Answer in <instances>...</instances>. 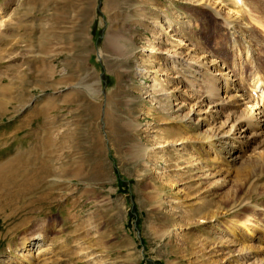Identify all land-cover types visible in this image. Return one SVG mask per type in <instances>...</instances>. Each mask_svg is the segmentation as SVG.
Returning a JSON list of instances; mask_svg holds the SVG:
<instances>
[{"label": "rangeland", "instance_id": "374dc122", "mask_svg": "<svg viewBox=\"0 0 264 264\" xmlns=\"http://www.w3.org/2000/svg\"><path fill=\"white\" fill-rule=\"evenodd\" d=\"M219 1L233 18L188 0H0V156L19 155L1 173L0 264H25L32 235L57 264L264 257L230 246L245 218L264 229L261 165L217 171L190 121L222 73L264 71V0Z\"/></svg>", "mask_w": 264, "mask_h": 264}, {"label": "bare ground", "instance_id": "6f19581e", "mask_svg": "<svg viewBox=\"0 0 264 264\" xmlns=\"http://www.w3.org/2000/svg\"><path fill=\"white\" fill-rule=\"evenodd\" d=\"M188 2H190L191 5L193 4V6H205L206 9H209L212 12H217L216 15H218V18L221 19V21L225 20L227 17L229 19L233 18L232 17L233 14L231 15V13H229L231 11L226 9L224 4H222L219 0H192V1L188 0ZM222 7L225 8L226 10H228L229 12L225 11V9H223ZM219 10L226 17H223V15L220 13ZM234 17H235V15H234ZM253 21L254 20H252V22ZM1 23H3L2 20L0 21V24ZM254 23H256V22H254ZM258 24H259V22H258ZM262 29L263 28H261V30ZM107 40H108V42L113 44L117 40V38H114V36H108ZM178 42L181 43V41H178ZM257 59H259V58H257ZM257 59H255V60H257ZM260 61L261 60H259L258 62H260ZM253 67L255 69L253 68L254 70L252 72H250L249 76L247 78H245L244 80H242L241 82H239V84H236L234 82V80H232L231 78H228V76H229L228 73H226V72L222 73L221 72L222 73L221 77L219 79H217V81L219 82V87L216 90L217 92H215V95H217L218 97L213 98L214 99L213 105L207 109L205 108V109H201L198 111H191L192 117H190V121H195L196 125H197V127H199V129L204 128V127L206 128V129L204 128L205 130L203 131L204 132L203 135H202V133H201V135H200V133L198 134V135H200L198 142L200 143L201 147L208 148L212 154L214 153V155H215L214 157L221 159L222 164H221V166L219 164L220 167H218L219 170L216 169L217 171H226L227 173L230 174L229 171H232V170L237 171L239 169H242V170L247 171V168L251 167L252 165H255V166L258 165V167H260L259 165H261V175L262 176L264 175V162H261V163L256 162V159L258 157L262 156L264 153L263 152L264 151V71H261L260 68L258 67V65H254ZM201 68L202 67L198 66L197 70L194 73H196V75H200L201 70H202ZM207 68L205 67V70ZM219 76H220V74H219ZM204 92H207V91L205 90ZM208 93L210 94V92H208ZM208 96H211V95H208ZM166 97H167V95H166ZM206 98H208V97H206ZM203 101H205V100H203ZM201 102H198V103H201ZM182 107H183V105L179 104V106H177V109L175 108L176 109L175 111L182 110ZM243 107H244V109H242ZM258 111H259V113H257ZM3 114H4V107L0 104V115H3ZM221 116L222 117L226 116V118H228L227 120L229 121V123H232V124L231 125L229 124L230 125L229 127L225 126V128L222 127V125L221 126H215L216 120ZM210 121H211V124H210ZM226 127L229 129H226ZM207 130H209V131H207ZM237 134H238V136H237ZM243 134H244V136H243ZM184 142L185 141H183V143ZM49 143H51V142L48 141L47 144L49 145ZM183 143L180 142V143H177V145L181 146V144L183 145ZM172 145L173 144H171V146ZM172 147H175V146L173 145ZM154 148H156V147L153 146L149 149L153 150ZM15 154L17 155V153H15ZM18 156L19 155L15 156V157H13V155H10V156L1 155L0 156V184L2 183L1 173L6 171L10 165H14L16 163L15 159ZM204 159H206V158H204ZM208 159H210V158H207V160ZM208 161L210 162V160H208ZM211 162L213 164L218 163V161L214 158H211ZM196 163L198 165H201L200 169H202L201 170V171H203L202 173L205 174L206 170L203 169L205 167V165L203 164L204 161L198 160V161H196ZM195 166H197V165H195ZM197 168H199V167H197ZM205 168H207V167H205ZM212 170H214V169L212 168ZM209 172H210V174L208 175L209 177H213L216 175L215 171L214 172L209 171ZM226 172H225V174H226ZM220 173H222V172H220ZM205 175L207 176V174H205ZM237 181H239V180H237ZM240 181L242 183V180H240ZM9 182L13 183L11 180ZM30 192H32V191L29 190L26 192V194L27 193L29 194ZM47 195H49V194H47ZM259 195H260V193H259ZM6 199L7 200L9 199L8 203L10 204V201L12 200V198H6ZM43 201H44V199H43ZM239 202H241V201H239ZM37 203H38V201H37ZM2 207H4V206H2ZM25 207H27V206H24L23 208H25ZM215 216H216V214H214L213 217H215ZM241 225H243L242 226L243 230H245L241 236L236 237V240H234V239L231 240V243H230V241H228L226 239L230 243V246L231 247L232 246H240V249H241L240 256H245V257H248L249 259L253 258V254H255V253L260 252L261 254L264 255V229L260 227L258 222H256L255 220H252L249 217L245 218V220H243V224H241ZM234 231H235L234 228L232 226H230L226 231V234L228 235V236L227 235L226 236L228 238H230L232 235L237 233V231L236 232H234ZM42 241H43V238L41 237V235H32V236H29V237L23 239L22 251L20 252V259L25 264H57V261L55 260V258L53 259L50 256H48L50 254V252H48V250L50 248L49 247L47 249L44 248ZM34 248H36V250H34ZM237 262H239V261H237ZM253 264H264V257L260 261L253 263Z\"/></svg>", "mask_w": 264, "mask_h": 264}, {"label": "crops", "instance_id": "0c3cea01", "mask_svg": "<svg viewBox=\"0 0 264 264\" xmlns=\"http://www.w3.org/2000/svg\"><path fill=\"white\" fill-rule=\"evenodd\" d=\"M39 124H40L39 122L36 123V128L40 127ZM33 133L35 134L34 138H38V139H42V137H44L46 135V134L43 133L42 130H35L34 129Z\"/></svg>", "mask_w": 264, "mask_h": 264}]
</instances>
